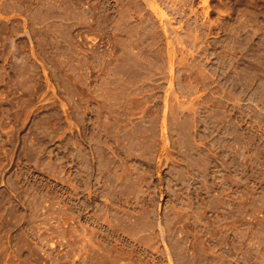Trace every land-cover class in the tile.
<instances>
[{
  "label": "rangeland",
  "instance_id": "obj_1",
  "mask_svg": "<svg viewBox=\"0 0 264 264\" xmlns=\"http://www.w3.org/2000/svg\"><path fill=\"white\" fill-rule=\"evenodd\" d=\"M0 264H264V0H0Z\"/></svg>",
  "mask_w": 264,
  "mask_h": 264
}]
</instances>
